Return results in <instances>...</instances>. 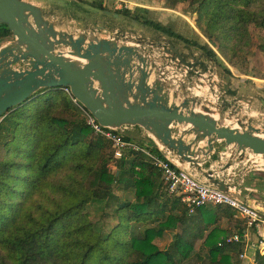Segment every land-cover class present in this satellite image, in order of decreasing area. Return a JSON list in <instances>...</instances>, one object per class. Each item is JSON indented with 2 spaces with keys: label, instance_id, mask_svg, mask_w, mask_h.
<instances>
[{
  "label": "trees",
  "instance_id": "1",
  "mask_svg": "<svg viewBox=\"0 0 264 264\" xmlns=\"http://www.w3.org/2000/svg\"><path fill=\"white\" fill-rule=\"evenodd\" d=\"M165 2L168 9L188 3L208 42L149 20L145 8L117 13L184 41L230 75L222 59L244 66L255 46L252 28L264 32V0ZM91 7L107 10L103 0ZM11 37L0 25V45ZM259 47L264 54V44ZM116 192H133L134 199ZM101 203L112 212L96 222L88 208ZM225 220H237L243 238L247 222L237 210L210 205L190 215L145 154L130 150L116 159L63 88L44 89L0 118V264H183L199 242L203 264H243L246 244L226 242L234 231L222 226ZM168 237L169 245L160 247ZM262 254L257 264H264Z\"/></svg>",
  "mask_w": 264,
  "mask_h": 264
},
{
  "label": "water",
  "instance_id": "2",
  "mask_svg": "<svg viewBox=\"0 0 264 264\" xmlns=\"http://www.w3.org/2000/svg\"><path fill=\"white\" fill-rule=\"evenodd\" d=\"M46 5L0 0V25L12 32L0 45V118L44 89L69 88L102 126L140 131L176 168L264 213V200L246 182L252 172H264V128L242 116L243 105L259 100L257 90L236 85L184 41L79 18L64 28ZM202 73L215 79L200 80L193 92L192 79H205Z\"/></svg>",
  "mask_w": 264,
  "mask_h": 264
},
{
  "label": "rangeland",
  "instance_id": "3",
  "mask_svg": "<svg viewBox=\"0 0 264 264\" xmlns=\"http://www.w3.org/2000/svg\"><path fill=\"white\" fill-rule=\"evenodd\" d=\"M44 2L57 3L59 0H40ZM63 6L59 9H54L53 5L47 4L48 16H55L61 27L68 28L67 21L71 18H78L82 21H86L87 25L103 24L112 29H118L122 32L127 33H137L142 36H148L150 38H158L161 34L151 28L144 26L141 23H137L130 19L129 17L118 14L117 12H122L125 9L131 11H136L138 8H145L149 10L146 14L149 20L160 22L168 28H171L177 34L184 36L192 41H197L200 44L207 43V39L203 36L202 29L199 26L198 15L194 13L193 8L189 6L188 3L180 4L174 9L166 8L165 0H103L106 11H101L91 7V3L95 0H83L78 4H69L67 0H60ZM90 4V6L88 5ZM78 7H77V6ZM75 6L77 8H75ZM107 13H112V15H107ZM118 16V17H117ZM90 26V25H89ZM252 33L254 36L255 46L251 50V54L247 57V62L244 66L238 67L234 66L222 59L225 67L231 71V77L234 79L236 85L244 82L248 87L257 90L259 92V100L254 101L251 107L247 105L242 106V116L248 120L250 123L258 127L264 128V105L260 100H264V54L260 50L259 45L264 44V32L252 28ZM178 42V41H177ZM189 50V48H186ZM193 51H197L196 48H191ZM200 55V51H198ZM213 68H215L213 66ZM206 78L200 79L199 77H193L191 88L193 92H196V87L200 84V80L203 84L207 85L209 81L215 79V75L205 74ZM228 74V73H226ZM195 76V74H194ZM223 78L221 79V81ZM200 94V93H199ZM211 92L208 91V96ZM219 94V90H218ZM226 101L231 102L230 97H226ZM221 122H224V116L221 117ZM125 136L131 137L128 134ZM144 138V137H143ZM131 137L139 144L149 143L146 138ZM149 145H151L149 143ZM155 154H158L156 149H153ZM247 185L251 188L256 189L257 193L255 197L260 200H264V172H252L247 177ZM116 194L122 200L134 199V193H119ZM88 211L92 214L93 219L96 222L105 218L106 215L112 212V206L106 207L105 203L91 205ZM261 219L264 220V213L259 212ZM194 215V214H193ZM237 221V220H236ZM236 221H223L222 226L228 230L234 231L233 235L238 234L237 230L234 229ZM109 222V221H108ZM261 228V229H260ZM257 229H249L247 227V234L249 235L248 242L246 244V254L247 258H241L243 264H257V252L260 250L261 237H264V228L260 227ZM245 232V233H246ZM171 237L166 238L164 241H159V245L165 248L169 245ZM201 243L199 242L196 247V251L191 255V259L183 264H203L204 258L206 257V251L200 248ZM262 246V245H261ZM264 249V248H262Z\"/></svg>",
  "mask_w": 264,
  "mask_h": 264
},
{
  "label": "built area",
  "instance_id": "4",
  "mask_svg": "<svg viewBox=\"0 0 264 264\" xmlns=\"http://www.w3.org/2000/svg\"><path fill=\"white\" fill-rule=\"evenodd\" d=\"M73 3H80L83 0H69ZM66 93L72 95L69 88L64 89ZM74 98V97H73ZM76 103H79L74 98ZM80 108L86 116L87 125L97 134L104 137L111 145L116 159H121L127 151H137L145 154L152 164L162 172V177L167 191L171 195L181 198V201L187 206L189 214H195L198 208L212 205H225L238 211L240 218L245 219L247 227L264 228V220L261 219L260 213L249 206H246L224 192L204 185L190 176L188 173L176 168L164 156L155 154L152 145L139 144L134 139L126 141L125 135L121 132L104 127L85 109L80 103ZM143 145V146H142ZM158 151V150H157ZM261 229V228H260ZM249 235L247 232L241 238L239 234L232 235L227 239V243L244 242L247 244ZM262 245V246H261ZM222 246V243L219 244ZM264 241H261L259 253L262 254ZM241 258H247V254L241 255Z\"/></svg>",
  "mask_w": 264,
  "mask_h": 264
},
{
  "label": "crops",
  "instance_id": "5",
  "mask_svg": "<svg viewBox=\"0 0 264 264\" xmlns=\"http://www.w3.org/2000/svg\"><path fill=\"white\" fill-rule=\"evenodd\" d=\"M38 1H40V0H38ZM68 2H69V0H67ZM40 2H42V3H47V4H50L49 3V1L48 2H44V1H40ZM69 4H71L70 2H69ZM50 5H53V8L54 9H59V7H61V6H63V3H62V1H57V3H51ZM75 5V4H74ZM89 6H90V4H88ZM77 6V5H76ZM75 6V8H77ZM77 18H78V16H77ZM73 19H76V18H71V19H69L68 20V23L70 24V22L69 21H71V20H73ZM128 135H130L131 137H137V138H143V136H145V135H143V133H141L140 131H134V132H131V133H128ZM144 144H147V142L146 143H144ZM149 144V143H148Z\"/></svg>",
  "mask_w": 264,
  "mask_h": 264
},
{
  "label": "bare ground",
  "instance_id": "6",
  "mask_svg": "<svg viewBox=\"0 0 264 264\" xmlns=\"http://www.w3.org/2000/svg\"><path fill=\"white\" fill-rule=\"evenodd\" d=\"M262 248H264V246Z\"/></svg>",
  "mask_w": 264,
  "mask_h": 264
}]
</instances>
